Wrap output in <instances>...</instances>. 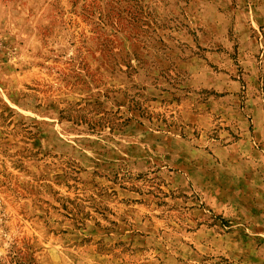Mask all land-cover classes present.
Wrapping results in <instances>:
<instances>
[{"label":"rangeland","instance_id":"obj_1","mask_svg":"<svg viewBox=\"0 0 264 264\" xmlns=\"http://www.w3.org/2000/svg\"><path fill=\"white\" fill-rule=\"evenodd\" d=\"M0 264H264V0H0Z\"/></svg>","mask_w":264,"mask_h":264}]
</instances>
